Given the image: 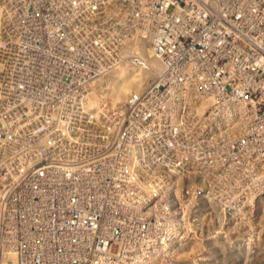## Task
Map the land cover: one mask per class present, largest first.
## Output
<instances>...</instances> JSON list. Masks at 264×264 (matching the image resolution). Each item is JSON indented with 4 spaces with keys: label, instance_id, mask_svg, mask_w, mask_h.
Segmentation results:
<instances>
[{
    "label": "built area",
    "instance_id": "built-area-1",
    "mask_svg": "<svg viewBox=\"0 0 264 264\" xmlns=\"http://www.w3.org/2000/svg\"><path fill=\"white\" fill-rule=\"evenodd\" d=\"M157 175L175 232L262 218L264 0H0V264H127Z\"/></svg>",
    "mask_w": 264,
    "mask_h": 264
},
{
    "label": "rangeland",
    "instance_id": "rangeland-1",
    "mask_svg": "<svg viewBox=\"0 0 264 264\" xmlns=\"http://www.w3.org/2000/svg\"><path fill=\"white\" fill-rule=\"evenodd\" d=\"M159 150L169 156L168 146ZM138 186L145 197L131 199V206L150 204L156 211L128 212L126 226L113 228L114 250L130 251L124 250L126 263L141 256L140 264L142 259L143 264H264L263 204L257 225L250 219L255 212L251 206L245 217L226 213L210 228L181 227L175 232L167 206L169 197L150 195L152 188L168 186L167 180L142 177Z\"/></svg>",
    "mask_w": 264,
    "mask_h": 264
},
{
    "label": "bare ground",
    "instance_id": "bare-ground-1",
    "mask_svg": "<svg viewBox=\"0 0 264 264\" xmlns=\"http://www.w3.org/2000/svg\"><path fill=\"white\" fill-rule=\"evenodd\" d=\"M137 88H136V86L134 85L133 86V84L132 83H126V84H121V85H119V87H118V89L116 90V92H115V96L117 97L116 98V100H115V102H119V100H122V96L123 95H127V93H131V92H134L135 90H136ZM23 147L24 148H27L28 147V144H24L23 145ZM135 159V164H137V162L139 161L138 159H136V158H134ZM145 167L147 168V169H149V170H153V168H152V166L150 165V164H145ZM157 176H159V175H157ZM115 183H119V182H121V178H118V179H116L115 181H114ZM168 186H169V183H168ZM158 192H159V194H164L165 193V191L163 190V187L162 188H158ZM143 197H145V196H143L142 195V198ZM145 200L146 199H144V202H145ZM143 202V201H142ZM141 202V203H142ZM260 207H261V205H260ZM150 227V226H149ZM148 227V228H149ZM151 231V230H150ZM152 232V231H151ZM117 238V237H116ZM126 251H128V252H130L128 249H125ZM144 255V254H143ZM117 256H119V257H122L125 261H127V259H126V257H125V255H124V253H122V252H119L118 254H117ZM146 256V255H145ZM143 257V256H142ZM141 256L140 257H138V256H136V259L135 260H132V261H129V262H127V264H140V261H141ZM150 259V258H149ZM138 260H140V261H138ZM145 260H146V258H145ZM152 260H153V258H152ZM142 262L144 263V261H143V259H142ZM141 262V263H142ZM142 263V264H143ZM148 264V263H147Z\"/></svg>",
    "mask_w": 264,
    "mask_h": 264
}]
</instances>
